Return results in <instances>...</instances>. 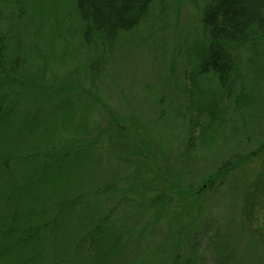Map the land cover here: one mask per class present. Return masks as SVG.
Instances as JSON below:
<instances>
[{"label":"rangeland","instance_id":"rangeland-1","mask_svg":"<svg viewBox=\"0 0 264 264\" xmlns=\"http://www.w3.org/2000/svg\"><path fill=\"white\" fill-rule=\"evenodd\" d=\"M209 2H158L106 43L84 40L76 0H0L17 60L0 264H264V34L224 43L221 85L199 67Z\"/></svg>","mask_w":264,"mask_h":264},{"label":"trees","instance_id":"trees-1","mask_svg":"<svg viewBox=\"0 0 264 264\" xmlns=\"http://www.w3.org/2000/svg\"><path fill=\"white\" fill-rule=\"evenodd\" d=\"M163 1L76 0V17L83 24L84 40L110 43L121 33L134 31L146 19L154 4ZM203 25L210 44L199 67L203 73L214 74L216 80L225 85L234 62L232 51L226 49L224 43L242 45L264 34V0H210L204 8ZM16 61L0 56V74L7 73L10 64L16 66ZM86 232L96 233L95 229Z\"/></svg>","mask_w":264,"mask_h":264}]
</instances>
